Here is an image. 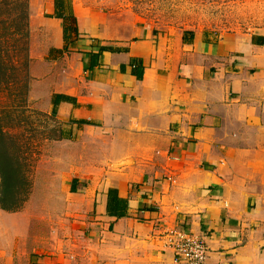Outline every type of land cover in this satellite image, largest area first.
Here are the masks:
<instances>
[{
    "label": "crops",
    "instance_id": "0c3cea01",
    "mask_svg": "<svg viewBox=\"0 0 264 264\" xmlns=\"http://www.w3.org/2000/svg\"><path fill=\"white\" fill-rule=\"evenodd\" d=\"M244 1L228 31L118 19L109 0H64L72 18H46L82 82L44 110L65 134L119 133L121 147L43 191L56 210L0 208V264H173L172 228L205 237V264H264V0ZM108 189L123 217L107 213Z\"/></svg>",
    "mask_w": 264,
    "mask_h": 264
},
{
    "label": "rangeland",
    "instance_id": "374dc122",
    "mask_svg": "<svg viewBox=\"0 0 264 264\" xmlns=\"http://www.w3.org/2000/svg\"><path fill=\"white\" fill-rule=\"evenodd\" d=\"M52 1L29 0L27 66L24 68L20 62L14 67L8 65V73L16 72L22 81L18 85L0 87V133H10L16 140L20 148L18 156L30 182L26 201L29 197L32 201L29 204L25 201L18 211L27 209L35 212L30 215H37L44 207L56 210L54 199L47 201L40 197L43 191H46L45 195H55L62 179H70L74 175L90 176L91 167L105 165V151L109 146L112 149L121 147L119 133H90V129H86L74 135L65 134L58 120L44 110L54 91L70 89L82 82L77 70L79 59L74 57L68 45L59 52L53 45L56 25L53 22L46 24V18L56 17L52 15L54 12L45 11L48 2ZM109 1L111 5L118 6L113 10V17L118 19L130 20L139 16L154 21L158 26L174 24L178 28L218 31L238 27L241 22L236 23V19L248 17L254 7L244 0ZM0 138L5 136L0 134ZM4 140L6 146L13 145L12 140L10 144L9 139ZM8 150L14 151L11 147ZM36 218H30V225L42 236L43 226L34 223Z\"/></svg>",
    "mask_w": 264,
    "mask_h": 264
},
{
    "label": "trees",
    "instance_id": "16d2710c",
    "mask_svg": "<svg viewBox=\"0 0 264 264\" xmlns=\"http://www.w3.org/2000/svg\"><path fill=\"white\" fill-rule=\"evenodd\" d=\"M29 0H0V87L18 85L22 78L16 72L8 73V65L20 62L24 68L28 61V22ZM64 0H54V13L56 18L64 22L69 16L64 9ZM72 18V17H71ZM67 27H63L65 34ZM102 47L100 50H103ZM16 58L13 61L14 57ZM14 71V70H13ZM20 76V75H19ZM64 95H59L62 100ZM54 116L53 113H51ZM9 139H13L10 133H0ZM53 140L59 137H50ZM0 138V208L6 211H18L26 201L30 182L28 174L19 159V146L16 140H12V146H6L5 140ZM11 147L14 151H9ZM19 151V152H18ZM24 169V170H23ZM72 191H75V181L72 182ZM127 201L117 196L115 189L107 192V213L116 217H123Z\"/></svg>",
    "mask_w": 264,
    "mask_h": 264
},
{
    "label": "built area",
    "instance_id": "2783aa9c",
    "mask_svg": "<svg viewBox=\"0 0 264 264\" xmlns=\"http://www.w3.org/2000/svg\"><path fill=\"white\" fill-rule=\"evenodd\" d=\"M164 244L172 252L173 264H205L208 247L204 236L172 228L163 233Z\"/></svg>",
    "mask_w": 264,
    "mask_h": 264
}]
</instances>
